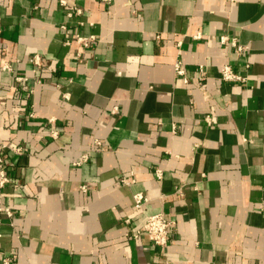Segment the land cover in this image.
<instances>
[{
  "label": "crops",
  "instance_id": "obj_1",
  "mask_svg": "<svg viewBox=\"0 0 264 264\" xmlns=\"http://www.w3.org/2000/svg\"><path fill=\"white\" fill-rule=\"evenodd\" d=\"M67 1L83 14L0 0V144L25 148L6 155L0 264H264V0ZM224 64L249 80L222 81ZM157 212L174 221L167 247L127 236Z\"/></svg>",
  "mask_w": 264,
  "mask_h": 264
},
{
  "label": "built area",
  "instance_id": "obj_2",
  "mask_svg": "<svg viewBox=\"0 0 264 264\" xmlns=\"http://www.w3.org/2000/svg\"><path fill=\"white\" fill-rule=\"evenodd\" d=\"M109 1L110 0H105ZM61 4L66 6L69 11L67 12V15L69 17H73L75 15H82L83 10L81 8H78L76 6H69V3L67 0H61ZM61 28L66 30L67 25L62 24ZM1 27H0V35H1ZM158 37H160L158 35ZM195 39L201 38V34H197L194 36ZM97 40V36L95 34L90 35H82L80 33L74 34V36L67 40L68 43L72 44L76 42L81 48L87 49L92 46V44ZM221 42L228 43L231 42V44L234 46L236 52L240 55H245L248 52V46L244 44H240L236 41V39L230 40L228 36L223 35L221 36ZM177 46L179 49V52H181V48L183 46V40L180 39L177 41ZM77 56L79 58L82 57V52L79 51L77 53ZM33 61L36 66V70L39 69L42 66V56L40 54H34ZM249 68V65H247ZM205 66L200 65V71L202 73L205 72ZM2 70L12 72L13 67L9 62H4V64L1 66ZM174 69L175 73L178 77L183 78L185 81H188L186 78V69H185V63L181 57H178L177 60L174 63ZM17 81H27L29 78L21 75H17L16 77ZM220 79L224 82H246L249 80V75H245L244 73L238 71L234 68L231 64H224L220 71ZM31 116H34V113L32 112L30 114ZM206 120L208 124H212V116L210 114L206 115ZM50 123H54V119L49 120ZM50 136L55 138H58L59 131L53 128L50 131ZM96 143L101 145L100 140H96ZM11 151L15 153L16 155H22L25 152V148L16 143H1L0 144V189L3 190L9 183H11V178L8 173V161L6 155L8 152ZM88 160V155L84 154L82 156V159L78 162V164L83 163L84 161ZM163 170L161 168H158L156 170L157 176L159 178L162 177ZM135 179L132 177H126L124 176L122 178V182L124 184L130 185L132 182H134ZM83 189H85V186H82ZM178 193L183 194L182 188H178ZM134 198V207L142 211L146 207L147 203L149 202V197L144 192H137L133 195ZM0 212L5 213L11 221H13L15 213L13 209L5 204L4 202L0 204ZM126 223H131L130 218L124 219ZM174 224V221L165 214V212H157L154 214H150L146 216L145 220L143 221V224L141 226H133L129 229L127 232V236L132 238H141V237H147L154 245L165 248L168 246L170 242V236H171V229ZM3 264H17L15 257L6 256L2 259Z\"/></svg>",
  "mask_w": 264,
  "mask_h": 264
}]
</instances>
